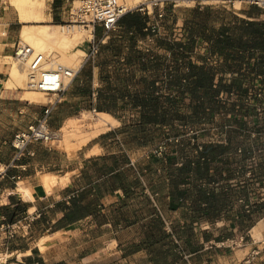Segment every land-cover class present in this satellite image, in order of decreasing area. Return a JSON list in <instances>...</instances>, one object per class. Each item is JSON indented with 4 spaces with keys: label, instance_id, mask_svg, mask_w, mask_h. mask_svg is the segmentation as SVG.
Here are the masks:
<instances>
[{
    "label": "rangeland",
    "instance_id": "1",
    "mask_svg": "<svg viewBox=\"0 0 264 264\" xmlns=\"http://www.w3.org/2000/svg\"><path fill=\"white\" fill-rule=\"evenodd\" d=\"M0 1V14L3 17L1 23L6 24L13 21L19 26L20 31L23 24L20 22L15 7L9 0ZM46 4L44 14L48 17L49 0ZM79 4L80 0H71L70 11H75ZM143 7L146 8V13L141 10ZM126 8L131 9L130 13L140 14L143 18L147 17V26L150 27L151 32L139 35L135 32H127L123 26L119 25L116 31L104 37L103 30L96 25L95 38L96 41H101L99 52L94 57L86 58V52L89 53V43L85 41L86 37H83V43L79 44L85 55L82 57L81 72L74 83H78L79 87H85L81 91L83 97L87 98L85 108L94 116L89 120H96L97 115L94 109L97 112L105 109L116 116H125L126 120L135 121L134 123L127 122L120 128L133 126L132 133L129 131L127 134L129 142L132 145H153L160 139L162 130L149 129L148 126L136 122L140 119L141 112L135 107L132 95L139 94L148 97L153 90L151 85L154 83L153 94L160 97L159 110L172 108L182 115V119H175L171 127H175L174 124L177 121L183 122L179 127L184 130V135L191 137L190 141L194 147V149H188L185 145L184 149H169L170 157L176 152L182 154L184 162L191 160L197 163L200 155L198 144L203 145V149L205 144L212 146L210 150L214 148V145L231 143V148L226 152L230 155L226 160L209 161L207 178L199 179L196 174L192 173L188 181L193 177V187H187V183L181 187L185 191L183 201L188 200L187 209H183L186 214L176 218V231L170 227L169 222L167 225L165 223V229L171 235L166 242L174 241L176 245L177 259L173 264H195L189 263L184 258V254L190 255L189 252L202 243H207V238L212 239L214 235L217 238L216 242L208 243L209 246L215 248L214 255L209 256L215 257V261L220 264H222L220 258L223 261L226 257L233 256L232 251L235 248L243 249L235 254L236 261H240L238 264H264V186L260 180L264 178V79H262L264 77V49L259 47L254 50L250 42L247 44L244 42L251 36L254 39L264 38V11L258 12V7L245 4L188 3V6L185 4L178 7L166 6L165 16L160 18L157 16L158 7L149 8L147 3L129 4ZM148 9L153 10L151 15L148 14ZM243 21H254L256 24L247 28ZM42 23L51 22L46 20L37 24ZM153 25H157L155 31H152ZM222 34L232 35L236 41L242 39L243 43L238 46L248 47L249 53H253V58L249 61L242 60L238 56L241 55L238 50H218L219 48L215 50L214 42ZM191 56L195 64H205L214 69L215 81L218 84L222 83L221 91L236 93L226 99L217 98L216 111L209 119L192 118L195 102L192 104L188 94L181 95L176 88L170 85L172 75L177 69L180 73L186 72L189 62L185 59L190 60ZM215 56H217V62H214ZM179 58H183V64L178 62ZM0 60L4 61V57ZM95 72H98L100 80L97 87L102 89L103 95L96 102L90 103L88 97L93 91L89 92L88 87H92ZM228 73L233 74L232 78L226 76ZM73 85L76 87L75 84ZM157 91L160 93L157 94ZM249 93L252 94L250 99L248 98ZM258 93L262 95L259 96ZM166 98H175L176 102L169 103ZM29 100H36L39 105H44L47 97L35 95ZM68 108L69 105L63 100L53 110L51 127L54 130L67 114ZM79 110L80 108H76V112ZM38 112L42 113L41 106H38ZM104 112L112 114L108 111ZM116 124L115 121L112 125ZM110 127L98 130L94 134L90 133V138ZM168 129L167 132L171 131V128ZM78 131L80 137L88 135L83 127H80ZM170 138L173 140L171 141ZM181 138V135L169 132L166 141L179 145L182 143ZM159 150H156L158 155L166 151L164 149L160 153ZM43 157L58 160L60 153L58 151L44 153ZM183 163H178L176 166L169 164V161L165 163L168 178H170V172L176 173V169ZM161 164L162 162L157 158L148 163L142 161V166L147 165L150 168L148 178L155 185H162L163 174L159 175L158 171H154ZM120 178L134 182L139 176L133 168H126L122 171ZM246 205L250 207L247 208ZM116 211L117 216L125 213L127 222H129L126 224L132 226L134 222L145 220L149 216L150 208L145 199L134 198L118 205ZM173 215L179 214L174 213ZM233 219L241 221V231L238 230L232 235L228 229ZM139 224L126 232H120L122 241L139 240L142 242L145 237L143 227L147 223ZM253 227H256L258 236L251 232ZM206 231H209L211 236H207ZM242 237L243 241H240ZM175 238L182 250H178L179 244L176 243ZM232 240L234 242H231ZM165 247L168 245L161 241L146 253L151 255L150 258L154 257V254L158 255L155 257L158 259L162 256L161 251ZM173 259L174 255H168L163 263L171 262ZM142 264H155V262L150 259L149 263L143 261Z\"/></svg>",
    "mask_w": 264,
    "mask_h": 264
},
{
    "label": "crops",
    "instance_id": "2",
    "mask_svg": "<svg viewBox=\"0 0 264 264\" xmlns=\"http://www.w3.org/2000/svg\"><path fill=\"white\" fill-rule=\"evenodd\" d=\"M49 5L47 13L49 22L56 24V22L71 21V0H49ZM2 18L0 14L1 58L9 54L13 55L19 36V26L13 21L1 23ZM191 58L193 57L185 60L195 64ZM6 66L4 61H0V166H2L0 170V264H39L40 262L45 264H142L143 261L149 263L151 255L146 251L150 250V247L139 240L122 241L120 232L139 226V223H148L151 218L158 215L162 217L166 225L169 222L170 227L177 230L176 218L186 214L183 209H187L188 200L185 202L181 198L173 199L171 180L167 176L165 167L168 161L174 166L184 162L182 154L174 152L170 157L169 149H184L185 145L188 149H194L190 141L191 137L184 135V130L179 127L183 122H175V127L160 123L143 124L149 129H161L160 139L153 145H132L127 134L129 131L132 133L133 126L120 128L127 122L135 121L126 120L127 117L112 113L113 115H110L117 124L110 125L108 130L101 131L90 138V133L94 134L102 128L96 126L97 117L92 121L83 116L90 112L85 108L87 98L81 93L85 87H79L78 83L73 82L64 95V101L69 105L67 114L57 124V129L69 123L73 127V132L80 134L78 130L83 127L88 135L80 137L79 134L73 133L70 138L72 146L69 149L64 143L59 142L60 139L53 142L58 147L42 142L32 143L27 148V154L14 162V149L11 145L13 136L39 118L42 113L39 114L38 106H41L43 111V105H39L36 100L30 101L25 89L3 84L8 76ZM99 83L98 72H95L92 87H88L89 92L93 91L89 93L90 103L96 102L103 95L102 89L97 87ZM76 108H80L79 112H76ZM136 122L140 123L141 120L138 119ZM61 127L58 130H61ZM168 128H171V131L167 132ZM169 132L181 135L182 143L179 145L167 143L166 136ZM87 136L90 139L79 145L80 140ZM161 146L166 151L158 155L156 150ZM205 148H212V146L205 144ZM56 151L60 153L58 160L43 157L44 153ZM229 155L230 153H225L213 162L217 159L226 160ZM154 158L162 162L160 167L154 170L158 171L159 175L163 174L162 185L153 184L148 178L150 168L147 165L142 166V161L148 163ZM126 168H133L139 178H136L134 182L112 178ZM48 173L59 177V183L53 191L44 194L41 175ZM192 181L193 177L186 186L192 188ZM20 185L31 191L32 200L25 199L19 192ZM183 186L185 184L181 185ZM74 198L79 205L86 206L84 213L79 216H74L66 208L72 205ZM134 198H143L148 201L149 216L145 220L134 222L132 226L124 222L120 223L115 219L118 205ZM174 213L179 215L174 216ZM229 226L228 230L232 232V235L238 230L241 231V221L233 219ZM10 230H13V236H10ZM206 233L207 236H211L209 231ZM46 234L50 237L43 250L39 242ZM216 240L214 235L212 239L207 238V243L203 244L201 241V245L189 252V263L220 264L215 261V257L209 256L214 255L215 248L208 243L216 242ZM233 250V256H228L223 261L220 258L222 264L240 262L236 261L235 254L243 249Z\"/></svg>",
    "mask_w": 264,
    "mask_h": 264
},
{
    "label": "trees",
    "instance_id": "3",
    "mask_svg": "<svg viewBox=\"0 0 264 264\" xmlns=\"http://www.w3.org/2000/svg\"><path fill=\"white\" fill-rule=\"evenodd\" d=\"M261 9H258V12H260ZM146 18L141 17L140 14L132 13L130 15V12L126 13L121 19H120V25L123 26L127 32H135L139 35H146V32H151V29L149 26H147ZM58 22H56L57 24ZM243 24L245 27L250 28L251 26H254L256 23L254 21H243ZM147 29V30H146ZM246 44L251 43L253 45V49L256 50L257 48L261 47L264 49V38L259 39L254 37H250L246 41H244ZM215 50L217 48L220 49H226V50H238L240 51L241 55H238L242 60L249 61L253 58V53H249V48L244 46V48L239 47L238 45H241L243 43L242 39L240 40H234L232 35H221L216 38L215 40ZM238 47V48H237ZM247 50V51H246ZM177 62V60H176ZM178 64V63H177ZM188 71L180 73V71H176L175 74L172 75L171 83L170 85L173 88H176L178 92L181 95L188 94L191 98V103L195 102V105L193 106V113L192 118H196L198 120L202 119H209L212 118L214 115L217 105L215 104L217 100V96L221 92L222 83L219 82V84H215V76L216 73L214 69L208 65L202 64H190L187 66ZM81 72V71H80ZM80 74V73H79ZM79 76V75H78ZM186 79V82L183 83L182 80ZM222 80V79H221ZM232 85V84H231ZM151 87L153 88L150 95L147 97L146 95H132L133 103L135 104L136 108H139V111L141 112L140 115V124H148V123H155V124H162V125H172L173 121L175 119H182V115H180L176 110L172 108L164 109L163 111L159 112V103H160V97L155 96L154 88L155 84L152 83ZM226 88H229L226 86ZM224 90V89H223ZM167 102L174 104L176 102V99L173 98H166ZM100 111H108L112 113L109 110L100 109ZM231 148V143L228 145L221 144V145H214L213 149H206L204 146V149L200 151L199 160L197 163L195 161L186 160L183 165L179 168H177V172L173 173L170 172V180H171V194L173 199H182L185 195V191L181 189L182 184H186L188 182V177L194 173L197 175L199 179H205L208 177L209 174V161L215 160L219 156L223 155L224 153L228 152V149ZM121 177V173L112 176V178L115 180L117 178ZM121 180V178H120ZM264 186V178L260 179ZM173 202V201H172ZM69 209L70 213L74 214V216H79L80 214L84 213V210L86 209L85 205H79L77 203V199L74 198V201H72V205L70 207H66ZM115 219L119 221L120 223L127 222V216L125 213L120 214L119 216L116 215ZM165 226V221L162 219L160 215L154 216L151 218V220L143 227L144 229V239L142 240V243L146 244L150 249H152V246H154L156 243H161L163 241L164 244L168 245V247H165V249H162L161 257H158V259H155L156 256L154 254V257L152 256V261L155 262V264H173L174 261L177 259L176 255V245L174 241H167V239L171 238V235L167 233ZM169 256L174 255V259L171 262L163 263V261ZM33 264V263H32ZM39 264H45V263H39ZM61 264V263H60Z\"/></svg>",
    "mask_w": 264,
    "mask_h": 264
},
{
    "label": "built area",
    "instance_id": "4",
    "mask_svg": "<svg viewBox=\"0 0 264 264\" xmlns=\"http://www.w3.org/2000/svg\"><path fill=\"white\" fill-rule=\"evenodd\" d=\"M188 0H155L153 6L158 7L157 16L163 18L165 16V7L172 6L178 7L185 4ZM195 3L213 4H245L249 6L258 7L264 11V0H195ZM141 10L146 13V8ZM131 9H127L126 6L120 0H80L79 6L75 11L71 12V24L87 25L86 17L92 20L93 25H98L104 33V37L110 33L116 31L120 26V19ZM148 14L151 15L153 10L148 9ZM68 24V25H71ZM152 31H155L157 25L152 26ZM147 30V29H146ZM94 30V37L87 38L89 43L86 58L94 57L100 50L101 41H96ZM104 42V40H102ZM149 51V49H147ZM14 56L21 62L27 64V83L28 86L36 91L44 93L48 99L47 103L43 105V111L40 117L26 129L19 130L12 138L11 145L14 149V162L21 159L28 152V146L35 142H42L46 144H53L54 129L51 127V118L53 110L56 106L64 100V95L68 91L70 85L77 79L81 69L74 70L72 67L66 66L62 63H56L52 66L51 61L46 57L45 53L36 52L30 46L22 45L17 42L14 46ZM218 56V55H217ZM217 56L214 57L217 62ZM178 62L183 64V58H179ZM188 71V68H186ZM235 75V74H234ZM226 76L232 78L233 74L228 73ZM218 79V78H217ZM264 79V77H262ZM183 83L186 79L182 80ZM215 84L217 82L215 81ZM160 92L157 91V94ZM235 92L221 91L217 98L226 99L229 96H234ZM249 93L248 98L251 97ZM261 96V93H258ZM96 111V109H94ZM172 141L173 138H170ZM178 141V139H176ZM193 141L195 139L193 138ZM199 151L203 149V145H197ZM164 148L161 146L159 152L161 153ZM241 152V149H239ZM29 154H33L30 153ZM264 190V189H263ZM157 207V204H155ZM249 208V205H246ZM250 211V209H248ZM2 229V228H1ZM12 229V227H11ZM13 230H10V236H13ZM175 237V236H174ZM177 244L178 240L175 238ZM229 241V240H228ZM240 241H243V237ZM231 242H234L233 240ZM222 244H224L222 242ZM178 250H182L180 244ZM190 255L184 254V258L189 261Z\"/></svg>",
    "mask_w": 264,
    "mask_h": 264
},
{
    "label": "bare ground",
    "instance_id": "5",
    "mask_svg": "<svg viewBox=\"0 0 264 264\" xmlns=\"http://www.w3.org/2000/svg\"><path fill=\"white\" fill-rule=\"evenodd\" d=\"M9 1L11 5L15 7L20 22L23 24V27L19 32L18 42H20L22 45L30 46L36 52L45 53L46 57L51 61L52 66L56 63H62L66 66L72 67L74 70L82 69V57L85 55V52L81 47H79V44L83 41L85 37L86 39L94 37V30L96 29L95 25H93L92 20L89 17H86L85 19L87 25H57L53 23L37 24L38 22H44L47 20V17L44 14L45 8L47 6V0ZM120 1H122L124 6L126 7L129 4L138 3H147L149 8L153 6V0ZM188 3H195V0H188L185 5L188 6ZM4 63L7 65L6 69L8 72V76L3 81V84L5 83L8 87H20L25 89L26 95H28L30 98H33V96L35 95H38V97L46 96L44 93L36 91L28 86L26 63L19 61L14 55L10 54L4 56ZM94 112L97 115L96 117L98 119V121L96 122V126H99L102 129L112 125L115 121L109 113L97 111ZM83 116H85L87 119H91L94 117L91 112H87ZM73 133H75L73 132V127L69 123H65L61 127V130H54L53 142H55L57 139H60L61 141L59 142L64 143L66 148L69 149L72 146L70 145V138L72 137ZM88 138L89 136L80 140L79 145L85 143ZM0 170H2V167H0ZM58 178L59 177L52 173L41 175V179L43 182L42 192L46 194L48 191H53V189L59 183ZM19 192L24 195L25 199H33L31 191L22 187L21 185L19 186ZM251 232L255 236L259 235L256 227H253ZM49 237L50 235L46 234L43 238H41L39 242L43 250L46 248V241Z\"/></svg>",
    "mask_w": 264,
    "mask_h": 264
}]
</instances>
